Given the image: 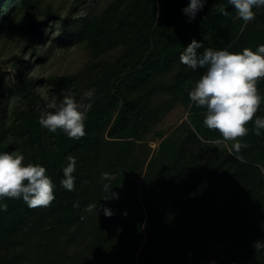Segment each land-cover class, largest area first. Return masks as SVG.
<instances>
[{"label":"trees","instance_id":"trees-1","mask_svg":"<svg viewBox=\"0 0 264 264\" xmlns=\"http://www.w3.org/2000/svg\"><path fill=\"white\" fill-rule=\"evenodd\" d=\"M189 2L74 0L64 8L53 0H0V152L21 151L56 185L49 207L0 201L8 205L0 211V264H264V250L253 247L264 242V130L256 136L249 123L240 141L248 147L239 153L232 141L217 145L220 133L203 124L206 108L185 88L205 69L179 60L193 40L256 50L264 44V8L245 23L229 0H206L190 22L182 11ZM76 46L85 63L41 76L40 68ZM14 61L23 65L17 78L2 68ZM258 88L264 97V80ZM90 89L83 138L41 127L53 96L70 90L83 102ZM180 103L188 119L164 137L155 128ZM256 115L264 117V101ZM152 131L163 139L142 162L141 174L150 157L138 188L129 179L137 167L131 158ZM69 155L77 161L74 191L60 186ZM186 167L202 176L165 191ZM106 183L118 198L110 199ZM93 204L97 212H88Z\"/></svg>","mask_w":264,"mask_h":264},{"label":"clouds","instance_id":"clouds-1","mask_svg":"<svg viewBox=\"0 0 264 264\" xmlns=\"http://www.w3.org/2000/svg\"><path fill=\"white\" fill-rule=\"evenodd\" d=\"M206 0H190L183 8V13L195 19ZM234 5L237 15L245 22L255 19V11L264 8V0H229ZM225 13L224 9H221ZM203 48L202 52L198 49ZM180 63L192 70L205 69L195 82H188L185 88L190 101L197 107L206 108L204 126L218 131L222 139L217 145L232 141V149L239 153L247 143L240 141L250 132L249 123L254 122L251 129L256 136L264 130V117L256 114L264 97L261 96L258 84L264 80V44L256 50L244 48L241 52H232L227 48L213 49L204 47L202 42L193 40L180 54ZM94 89L83 94L90 102L94 99ZM45 99L47 97L45 96ZM47 110L39 118L41 127L52 133L62 130L70 139L79 140L86 135V104L78 102L75 95L68 90L62 99L53 96L46 104ZM68 164L63 169L60 186L67 191L75 190L76 157L69 155ZM102 179L111 181L110 173H102ZM56 185L47 175V169L39 163H25V156L19 150L0 152V201L5 199H21L29 208L49 207L55 200ZM109 192L110 199L118 198L111 192V185H103ZM108 200V199H105ZM79 207V204H74ZM97 205H88V212H97ZM103 208L105 216L111 217V209ZM8 205L0 203V211H7ZM127 213H125L126 215ZM257 251L264 250V242H254Z\"/></svg>","mask_w":264,"mask_h":264},{"label":"rangeland","instance_id":"rangeland-1","mask_svg":"<svg viewBox=\"0 0 264 264\" xmlns=\"http://www.w3.org/2000/svg\"><path fill=\"white\" fill-rule=\"evenodd\" d=\"M74 0H53V4L55 6L62 5V7L69 8L70 5L73 3ZM85 5V4H83ZM81 5V6H83ZM30 54V52H28ZM63 57H59L58 60L53 61L51 63V60L48 64L45 65V68H40L39 72L41 73L42 77H47L51 73L60 72L63 71L68 64L75 60L76 66L79 64L85 63V61L88 58V55L84 48L80 46L74 47L71 51L63 52ZM2 68L5 70H9L12 73V76L14 78L18 77V74L23 70V65L17 61L5 63L2 64ZM82 103L86 104V107L89 105V101L87 98L84 99ZM188 119V110L183 104H178L176 107L171 110L165 118L158 124V126L155 128V130L162 131L164 133V137H170L171 133L176 130L177 127L180 126V124ZM163 138H160L156 135L154 131H152L148 136H146L140 143H138V146L136 147V150L131 158V163L136 162L137 167L134 168V171L130 176L129 179H131L134 184L139 188L141 184L143 183L147 164L150 160V157H147V163L144 166L143 173H140V170L142 168V162L145 161L146 156L153 155L156 153L157 148L159 144L161 143ZM149 145V146H148ZM227 146L228 143H226ZM149 147L151 149H149ZM107 161L104 163V165H107ZM141 166V167H140ZM202 173L199 168H190L186 167L179 178H177L175 181L170 183L166 186L165 191H171L175 189L177 186L187 183L190 178L193 177H201ZM214 202L218 201V198L216 195L212 196Z\"/></svg>","mask_w":264,"mask_h":264}]
</instances>
